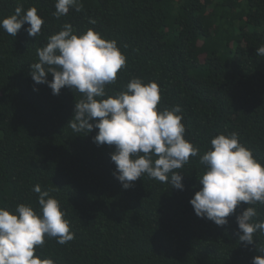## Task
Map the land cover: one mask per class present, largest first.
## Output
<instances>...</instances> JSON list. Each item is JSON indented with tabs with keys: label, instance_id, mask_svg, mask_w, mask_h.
<instances>
[{
	"label": "trees",
	"instance_id": "obj_1",
	"mask_svg": "<svg viewBox=\"0 0 264 264\" xmlns=\"http://www.w3.org/2000/svg\"><path fill=\"white\" fill-rule=\"evenodd\" d=\"M81 2V11L57 19L55 0H0V20L18 3L35 6L44 20L37 38L27 23L16 37L0 28V206L39 210L33 187L51 190L74 233L66 244L45 237L37 247L54 264H252L264 235L257 232L251 245L239 241L236 217L248 205L217 226L198 217L190 200L202 187L199 157L216 135L237 132L264 162V56L256 51L264 44V0ZM64 23L117 41L127 61L110 94L139 77L158 82L159 108L181 107L185 137L201 150L176 170L183 190L146 175L124 189L114 175V146L94 142L98 129L68 126L81 95L67 87L54 95L33 81L36 50ZM254 207V219L264 217V205Z\"/></svg>",
	"mask_w": 264,
	"mask_h": 264
},
{
	"label": "clouds",
	"instance_id": "obj_2",
	"mask_svg": "<svg viewBox=\"0 0 264 264\" xmlns=\"http://www.w3.org/2000/svg\"><path fill=\"white\" fill-rule=\"evenodd\" d=\"M82 8L81 0H55L53 15L59 19L70 9L79 12ZM89 22L94 25L96 20ZM26 23L27 34L37 38L44 20L35 6L25 10L18 3L13 14L0 20V28L16 37ZM36 51L38 62L30 64L33 81L46 83L54 95L65 87L81 95L68 126L76 133L98 129L94 142L114 146L110 154L116 166L114 175L124 189L146 175L183 190V174L176 170L201 150L185 137L181 107H158V82L146 83L134 77L123 90L109 93L107 86L117 82L127 61L115 39L103 37L94 28L80 32L71 23H64ZM256 51L264 56V44ZM210 145L199 157L204 165L198 178L202 187L190 203L198 217L217 226L228 224L237 206L246 203L248 207L236 217L239 241L254 244L257 232L264 235V217L254 219V205H264V162L240 142L237 132L220 133ZM32 190L39 194V210L31 203H20L14 210L0 206V264H54L52 259L37 255V247L44 245L45 237L55 238L61 245L74 239L66 213L50 195L51 190L42 191L39 184ZM256 247L259 254L252 264H264V244Z\"/></svg>",
	"mask_w": 264,
	"mask_h": 264
}]
</instances>
